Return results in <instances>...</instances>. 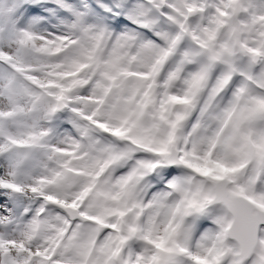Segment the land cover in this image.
Wrapping results in <instances>:
<instances>
[{
	"label": "snow or ice",
	"instance_id": "1",
	"mask_svg": "<svg viewBox=\"0 0 264 264\" xmlns=\"http://www.w3.org/2000/svg\"><path fill=\"white\" fill-rule=\"evenodd\" d=\"M0 264H264V0H0Z\"/></svg>",
	"mask_w": 264,
	"mask_h": 264
}]
</instances>
